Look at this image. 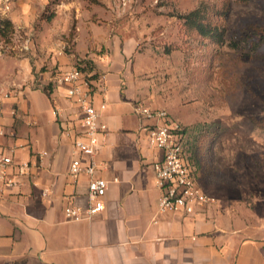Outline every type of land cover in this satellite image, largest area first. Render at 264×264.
Wrapping results in <instances>:
<instances>
[{"label":"crops","instance_id":"obj_1","mask_svg":"<svg viewBox=\"0 0 264 264\" xmlns=\"http://www.w3.org/2000/svg\"><path fill=\"white\" fill-rule=\"evenodd\" d=\"M20 9L0 4V16L9 12L17 30L31 18L28 3ZM30 34L16 37L11 53L0 45V141L16 159L37 163L48 154L19 187L0 196V264H264V229L249 230L224 199L214 195L215 203L193 213L158 210V152L147 144L148 120L134 109L138 101L150 104L141 99L131 50L117 43L104 58L93 57L101 68L93 77L95 103H107L102 120L108 132L98 154V173L109 180L105 208L89 219H67L68 201L88 207L91 200L89 176L74 179L69 172L72 135L62 132L60 122L72 119L78 126L79 109L59 73L87 52L83 35L69 53L64 40L41 30Z\"/></svg>","mask_w":264,"mask_h":264},{"label":"rangeland","instance_id":"obj_2","mask_svg":"<svg viewBox=\"0 0 264 264\" xmlns=\"http://www.w3.org/2000/svg\"><path fill=\"white\" fill-rule=\"evenodd\" d=\"M22 2L30 22L17 30L9 12L1 16L13 24L2 51L41 30L72 53L83 35L78 64L93 78L101 72L93 57L116 43L129 48L141 99L167 109L192 140L200 182L249 230L264 229V0L9 1L19 11ZM201 5L224 29V44L179 17Z\"/></svg>","mask_w":264,"mask_h":264},{"label":"built area","instance_id":"obj_3","mask_svg":"<svg viewBox=\"0 0 264 264\" xmlns=\"http://www.w3.org/2000/svg\"><path fill=\"white\" fill-rule=\"evenodd\" d=\"M9 1L0 0V4L7 2L4 8L9 9ZM86 74L79 64L59 73V81L79 109L78 126L72 119L60 122L62 132L67 136L72 135L73 158L69 172L74 179L83 173L89 176L91 200L88 207L68 201L64 213L70 220L89 219L102 211L105 208L104 196L109 187V180L98 173L101 168L98 154L104 144L103 137L108 132V125L102 120L107 103L104 100L99 106L96 105V84L94 78ZM106 78L107 74L103 73L101 79ZM134 109L148 120L144 126L147 144L158 152V159L153 162L157 182L162 189L158 210L193 213L198 206L215 203L216 197L204 190L195 173L181 125L171 118L165 108L138 101ZM54 113L59 116L57 109H54ZM4 134L5 130L0 126V136ZM46 154V151L41 153L37 163L16 159L13 151L4 147L0 141V196L19 187L21 179L30 173L33 166H40L42 156ZM43 194L46 195V191Z\"/></svg>","mask_w":264,"mask_h":264},{"label":"trees","instance_id":"obj_4","mask_svg":"<svg viewBox=\"0 0 264 264\" xmlns=\"http://www.w3.org/2000/svg\"><path fill=\"white\" fill-rule=\"evenodd\" d=\"M247 1V0H245ZM180 18L185 20V24L190 29H195L200 35L204 37L213 38L220 45L226 42L225 31L219 26L215 20L210 16L209 9L205 5H201L188 13L181 14ZM12 21L10 19H5L0 16V42L8 38V34L12 29ZM79 63V62H78ZM80 65V64H79ZM47 90V88H46ZM50 94V91H47ZM190 140V139H189ZM187 139L186 144L190 152V159L195 167V173L199 178L201 173L199 172L196 160V151L197 148L192 143V140ZM18 264V263H16Z\"/></svg>","mask_w":264,"mask_h":264}]
</instances>
